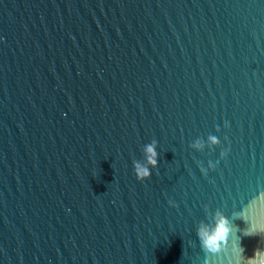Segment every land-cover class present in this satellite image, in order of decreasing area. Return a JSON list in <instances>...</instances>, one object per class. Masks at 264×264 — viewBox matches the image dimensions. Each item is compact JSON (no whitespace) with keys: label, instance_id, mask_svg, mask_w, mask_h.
<instances>
[{"label":"water","instance_id":"water-1","mask_svg":"<svg viewBox=\"0 0 264 264\" xmlns=\"http://www.w3.org/2000/svg\"><path fill=\"white\" fill-rule=\"evenodd\" d=\"M257 252L264 0H0V264Z\"/></svg>","mask_w":264,"mask_h":264},{"label":"clouds","instance_id":"clouds-1","mask_svg":"<svg viewBox=\"0 0 264 264\" xmlns=\"http://www.w3.org/2000/svg\"><path fill=\"white\" fill-rule=\"evenodd\" d=\"M210 135L215 138L217 133L215 131L211 132ZM149 161L151 164L155 165L157 163V154L154 148H148ZM141 176H150L144 168H140ZM232 231L231 223L229 219L223 215H219L216 219L214 226H202L199 232L201 241L206 249L212 252H217L221 249L222 242L226 244L227 238ZM242 251V249H238ZM236 264H241L240 259L238 258ZM247 264H264V253L257 252L255 259H249Z\"/></svg>","mask_w":264,"mask_h":264}]
</instances>
